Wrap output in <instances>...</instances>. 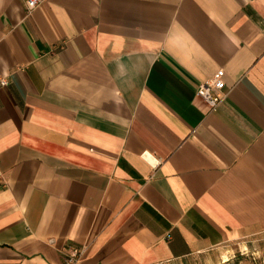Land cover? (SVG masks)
<instances>
[{"label": "crops", "instance_id": "crops-1", "mask_svg": "<svg viewBox=\"0 0 264 264\" xmlns=\"http://www.w3.org/2000/svg\"><path fill=\"white\" fill-rule=\"evenodd\" d=\"M4 77L0 264H264V0H0Z\"/></svg>", "mask_w": 264, "mask_h": 264}, {"label": "built area", "instance_id": "built-area-1", "mask_svg": "<svg viewBox=\"0 0 264 264\" xmlns=\"http://www.w3.org/2000/svg\"><path fill=\"white\" fill-rule=\"evenodd\" d=\"M40 2L41 0H27V12L31 13ZM223 76L224 70H218L211 79L202 82L197 91V95L207 104L210 112L215 111L226 96V93L222 91L224 85ZM8 83L7 77L0 79V85L7 86ZM158 163L159 160H157ZM83 253V250H79L78 248H69L62 253L63 263L79 264Z\"/></svg>", "mask_w": 264, "mask_h": 264}]
</instances>
